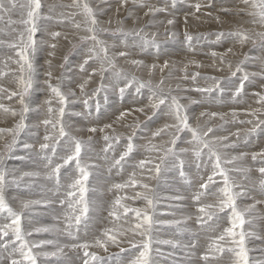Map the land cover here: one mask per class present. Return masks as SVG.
Masks as SVG:
<instances>
[{"label":"rangeland","instance_id":"1","mask_svg":"<svg viewBox=\"0 0 264 264\" xmlns=\"http://www.w3.org/2000/svg\"><path fill=\"white\" fill-rule=\"evenodd\" d=\"M16 2L18 5L26 4L27 0H16ZM85 2L93 9L99 27L107 29L98 33V39L108 48V55L115 57L117 68L135 75L140 80H151L153 84L163 81L165 93L171 90V95L176 96L185 106V114L189 117L191 127H198L201 133L206 132L209 127L212 128L213 132L208 136L212 140L228 137L227 141L217 146L222 158L229 159L228 154L231 151V154L234 153L237 157H240L241 153L245 154L226 167L229 169L231 179L241 174L239 171L235 173L232 169L243 167L245 171L249 170L247 174L245 173L243 182L247 188L246 195L255 201L244 205L237 200V207L239 210H244L250 205H255L245 213L243 226L245 251L247 264H264V198H261L263 191L260 187V180L264 177L258 172L260 167H264V162L259 156L255 161L252 160V153L264 152V123H260L264 121V100H261L264 96V40L258 35L264 33V23L261 22L259 15L250 14L259 12L260 0H254L257 7L252 6L253 0H248L247 3L245 0H136L135 3L133 0H126V3H122L121 0H75V4L74 0H41L43 7L40 10V18L36 21L38 30L35 36L39 47L31 57L35 69L34 87L26 97L30 111L24 115L26 127L16 136L7 130L15 129L20 121L21 105L18 97L9 99L11 91L20 90L17 83L20 75L17 63L19 57L16 55L19 49H14L10 45L20 43V33L25 32V26L20 21L27 19V8L17 7L4 14L3 19H0V83L6 82L8 86L0 95V105L16 112V115H12L11 112L5 113L0 108V121L7 120L10 123L0 125V130H4L0 131V156L3 157V170L7 175L4 195L10 206L20 211L22 202L26 201L24 196L28 195L30 190H22L21 183L15 175L30 177L31 181L34 178V187L38 191L48 186L46 189L48 202L39 205L40 196L32 195L31 201L39 203L23 210L21 227L30 246L42 240H52L54 245L63 247V253L58 257L45 258L43 255H37V264H84L83 249L64 246L84 242L94 245V242L100 238L107 241L106 232L117 235V242L107 241L106 251L92 250V248H100L97 246L88 249L97 254L99 264H130L139 256L141 250H144L145 242L149 243L150 264H206L207 259L213 264H235L236 252L239 250L233 238L224 233V229L229 228L224 226V216L228 210L223 213L217 212V216L207 222L210 227L197 223L198 217L202 215L197 211L200 204L217 203L214 187L215 185L219 189L223 187L222 178L219 176L213 178L215 184L209 185L211 195L199 187L201 183L207 181L208 176L212 175L214 158L210 160L206 150L199 159L192 154L193 146L190 143L192 137L187 130L181 132L178 138L173 135L174 128L166 129L160 136L152 135L166 124L175 123L169 106L165 104L160 110L154 111L150 107L149 90L145 88L137 92L135 85L126 89L121 97L119 88L111 87L114 82L112 71L105 73L107 78L102 81L98 59L89 61L85 65V71L80 70L79 64L88 54V48L93 46L91 41L87 45H81L79 40L80 36L89 35L85 31L87 25L82 8L76 6ZM4 3L8 6V0H4ZM197 4L200 5L199 10L196 8ZM149 8H160L164 11L152 13L149 12ZM168 20H173L174 23L169 25ZM76 24H80L81 27L77 29ZM121 27L124 30L143 29V33L149 37L152 33H156L157 45L141 46L140 42L131 36L125 39L116 32V29ZM237 31L250 38L241 42L237 36L230 35ZM51 32H60L61 36L53 40ZM185 33L193 37L190 43L185 40ZM219 33L224 35L218 40ZM52 43L56 44L54 50L48 46ZM73 45L76 47L74 48ZM229 49L231 52L228 51ZM49 51H53L54 55L49 57ZM120 51H126L127 56H117L116 53ZM213 52L217 55L213 56ZM64 56L68 57L67 62L64 61ZM132 59L143 61V64L133 66L129 62ZM46 60L52 62L51 82L60 83L62 91L68 98L63 117L67 130L84 145L80 159L81 164L89 171V179L85 182V186L89 185L91 191L99 188L96 191L99 190L101 195L98 201L91 203L88 201L89 206L95 205L92 208L93 212L97 211L95 227L86 235L74 233L75 240L63 232L35 231L41 226L64 228L66 204L61 206L59 201L66 199L67 185L79 175H74L76 170L74 163L62 168L60 187L57 189L56 185L52 186L49 183L51 180L55 181V178L48 179L42 173L43 168L47 172L50 171L45 167L47 161L43 159L44 153L39 148V144L44 142L43 137L51 134V126H47L46 129L41 123L48 116V105L43 103L52 95L44 84L45 72L49 70ZM165 62L168 63V67L161 71ZM153 65L156 67L153 68ZM237 67L240 69L238 72ZM93 69H97L95 74ZM232 72H236V75L232 76ZM197 73L199 75H196ZM245 74L248 75V80L244 81L241 93L234 95ZM56 77L60 78L59 81ZM212 77H215L216 81L210 79ZM85 81L87 83L82 94L79 84ZM125 82L121 77L119 87H123ZM216 82L219 83V88H214L211 93L196 91L197 88L212 87ZM101 83L104 84V88L96 96H92ZM73 92L75 95L71 94ZM89 96L92 98L89 100V107L85 108L83 100L88 99ZM97 101L100 105L99 111L96 108ZM38 107L39 111H37ZM51 107L54 110L60 107L54 98ZM121 112H124L125 116L117 119ZM201 113L205 115L201 116ZM212 113L217 115L213 116ZM105 125L111 127L104 128ZM89 128H96L97 131L92 134L88 131ZM101 128H104L103 132L99 131ZM75 130H79L81 135L78 136ZM133 134H135L133 152L116 165L115 160L119 159L126 150L127 137ZM105 135L113 139L105 141ZM115 137H119V142ZM173 139H176L174 147L178 158L169 156L161 164L160 157L164 156L166 148L173 147L170 144ZM109 143L112 148L105 152L104 149ZM224 143H227L228 147H223ZM25 144L32 147L26 149ZM10 145H12L11 151H9ZM153 145L156 146V150H152ZM184 148L189 152L181 153L180 149ZM47 154L52 155L50 150ZM66 154L63 144L58 145L56 162H61L60 157ZM187 154L189 156H186ZM245 156L249 157V162L244 160ZM30 157L35 161L34 166L28 164ZM142 160L146 162L143 167L140 166ZM180 160H183V170H185L182 182L175 190L168 191L166 179L171 170L176 175L180 173ZM156 165H160L159 174L155 171ZM241 171L243 172L242 169ZM26 172L37 175L24 176ZM131 179L137 181L135 186L130 184ZM122 180L125 182L124 194L122 188L115 187L117 184L124 185ZM243 182H239V185ZM143 184H147L148 188L141 187ZM89 186L86 187V200L90 198ZM112 189L119 192L121 203L129 208L142 210L141 219L138 220L134 213L125 215L122 209L119 210V219L109 216V211L112 210L117 199L108 197L107 193H113ZM137 193L140 195L137 196ZM145 196L152 199L151 206ZM196 196H199V201L194 199ZM257 201L261 203H256ZM144 214L150 218L154 216L150 225L144 224L142 228L135 229L136 224L142 223ZM0 215L7 216V213ZM111 218L114 220L108 223ZM83 220L79 227L90 221L89 214L84 222ZM170 221L181 223L179 225L168 223ZM118 222L128 225L132 232V235L128 233V236L132 238L124 239L126 232L118 238L119 230L111 228L112 224ZM144 229L148 231L141 235ZM240 230L234 229L236 232ZM221 234L225 235V240L219 243L222 252L210 248L213 238ZM238 239L237 236L236 240ZM8 240L9 238L0 243H7ZM54 245L33 248V254L42 253L45 249L48 252L55 251ZM18 246L17 242L16 247ZM3 252L0 249V264H3V261L10 263V255L11 258H20L18 253L15 255L12 253L11 246L4 253L5 255Z\"/></svg>","mask_w":264,"mask_h":264},{"label":"snow or ice","instance_id":"2","mask_svg":"<svg viewBox=\"0 0 264 264\" xmlns=\"http://www.w3.org/2000/svg\"><path fill=\"white\" fill-rule=\"evenodd\" d=\"M122 3H126V0H121ZM136 0H133V3H135ZM247 3L248 0H245ZM75 4V0H74ZM77 7L82 8V13L85 17V23L86 28L85 31L89 33V35L86 36H80L79 40L81 45H87L89 41L92 42V47L88 48V54L86 55L85 59L82 63L79 64V68L81 71H85V65L89 63L91 60H100V68L99 73L103 79H106L105 73L108 71H112L114 74V82L111 84V87L113 89L119 88V94L121 97H123L126 89L132 87L133 85L136 86L137 92H139L141 89H148L151 95L149 96V102L150 107L155 110H160L162 105L167 104L170 109V114L173 115L175 123L168 125L166 124L164 128L157 129L155 132L152 133L153 137L160 136L166 129L174 128L175 132L173 135L178 138L179 134L185 130L191 133V141L190 143L193 146V155L199 159L202 155L206 154L209 156V159L212 160L214 158V164H213V172L212 175L208 176V179L206 182H203L199 185L201 189H204L205 192H207L209 195L212 193L209 190L210 184H215L214 177L219 176L222 178L223 187L219 189V196H217V203L215 204H200L197 211L198 213L202 214L198 217L197 223L201 224L202 226H208V221H212L214 217L217 216V212L223 213L225 210H229L231 215L229 216V223L231 224V227L224 229V233L227 234V236L233 238V242L238 245V251L236 252V261L235 264H247V257H246V251H245V233L243 231V226L245 224V213L249 212L251 209L255 207V205H250L248 208L244 210H239L237 207V196L239 193L234 192L235 181L231 179L229 176V169L226 167V165L233 164L234 161L240 159L242 156H244V153H241L240 157L232 156L231 159L222 158L217 150V146L224 141L228 140V137H219L216 140L209 139V133L213 132L212 128H208L206 132L201 133L200 129L198 127H191L189 123V117L185 114V106L181 104L178 101V98L174 95H171V90L166 94L163 88V81L157 84H153L151 80L149 81H143L138 79L135 75L128 73L124 71L123 69L117 68L115 57L108 55V48L103 45V42L98 39V33L100 31H107V29H103L99 27V22L95 18L93 9L89 6L88 3H83L82 5H76ZM253 7H257L256 3L253 0ZM17 7L20 8H27V19H23L20 21L21 24L25 26V32L20 33V43L19 45L16 43H13L10 45V47L19 50L17 51L16 55L19 57V60L17 63L19 64V78H18V85L20 86L19 91H11L9 99L11 97H18L19 104L21 105V113H20V121L18 124H16L15 129H8L7 131L13 132V135L16 136L19 134V132L26 127L24 122V115L30 111V107L28 102L26 101V97L30 94L31 90H33L34 87V65L32 62V55L37 51L39 45L35 39L36 33H37V25L36 21L40 18V10L42 9L43 5L41 3V0H27L26 4H17L16 0H8V6L5 5L4 0H0V19H3L4 14L8 13L10 10L15 9ZM200 5L197 4L196 8L199 10ZM259 12L258 13H250L252 15H259L260 20L262 23H264V0H260L259 3ZM164 11V9L160 8H149V12H160ZM146 15L148 13H145ZM49 19L51 17H48ZM167 23L169 25L173 24V20H168ZM75 27L79 29L81 27L80 24H76ZM116 32L120 33L125 39L129 36L133 37L135 40L139 41L141 46H148V45H157L156 40V33H152L151 37L149 35L143 33V29L140 30H124L122 27L117 28ZM25 33H26V39H25ZM51 38L55 40L56 38L61 36L60 32H51L50 33ZM224 33H219L217 35V39L219 40L221 36H223ZM230 35L237 36L241 42L249 39L247 35L237 31L234 33H230ZM262 40H264V33L258 34ZM67 38V37H65ZM185 40L187 42H191L193 40V37L191 35H188L185 33ZM49 48L55 49L56 44L52 43L48 45ZM75 48L76 45H73ZM231 52V49L228 50ZM103 54V55H101ZM54 55L53 51H49L48 56L51 57ZM119 57H126L127 52L126 51H120L116 53ZM213 56L217 55L215 52L212 53ZM64 61L67 62L68 57L64 56ZM48 66L49 70L45 72V80L44 84L47 87V90L52 94L51 97L44 101L45 105H48L47 107V113L48 117L43 119L41 123L46 127L51 126V134H46L43 137L44 142L39 144V148L43 155V159L47 161L45 167L50 169V171L47 172L46 176L48 179L55 178L57 189L60 187V177H61V169L65 168L66 166H69L70 164H75V169L78 172V177L74 179V181L67 185V191H66V199H62L59 201L61 206H64L66 204V210L64 213V219H65V226L63 229L59 227H43V228H36V232H56V233H65L68 237L72 238L73 240L76 239V236L74 235L73 229L76 231L79 230V225L81 224L83 219H86L87 214L90 210L89 202L85 199V193L87 191L85 182L89 178V171L86 166L81 164V152L83 142L79 139H77L75 136H73L68 130L67 127L63 121V117L65 115V105L68 103V98L66 97L65 93L62 91V87L60 83L53 84L51 81L53 80V73L50 70L52 66L51 60L45 61ZM133 66H140L143 64V61L132 59L129 61ZM107 65V67H105ZM61 67L63 68L64 65L62 64ZM153 68L156 67V65L152 66ZM168 67V63L165 62V64L161 67V71L164 70V68ZM237 72L240 71L239 67H237ZM97 72V69H93V74ZM196 75H199L198 73ZM236 72H232V76H235ZM123 77V79L126 81L124 83L123 87H119V81L120 78ZM248 75L245 74L240 82V87H237L235 90L234 95H239L244 87V81L248 80ZM56 79L59 81V77H56ZM195 79V76L193 77ZM213 81H216L215 77L210 78ZM84 83L79 84V88L81 90V93H84L85 90V84ZM104 88V84L101 83V86L92 93V96H96L102 89ZM214 88H219V83L216 82L213 84L212 87L207 88H197L196 91H199L201 93H211ZM0 91H6L3 88H0ZM72 95H75V93H71ZM92 96H89L88 99L83 100V104L85 108L89 107V100L92 98ZM56 99L60 107L56 110H54L51 107L52 99ZM261 100H264V96L261 97ZM0 108L3 109L5 113L11 112L12 115H16V112L14 110L4 108L3 105H0ZM97 111H99L100 105L97 101L96 103ZM37 111H39V107L37 108ZM139 111H143V109H139ZM58 113V115H57ZM201 116H204L205 113H201ZM213 116L217 115L216 113H212ZM252 115H255V113H252ZM125 116L124 112L120 113V117L117 119H121ZM250 122V121H249ZM260 123H264V121H260ZM111 125H105L104 128H110ZM104 128L99 129V131L103 132ZM4 131V130H0ZM89 132H96V128H89ZM134 135L127 137V147L126 150L123 151V153L120 155L119 159L115 160V164L119 165L121 161H123L125 158H127L130 153L133 152L134 149ZM91 137H89V140ZM113 137L104 136L105 141L112 140ZM116 141L119 142V137H115ZM15 144V139L13 140V145ZM63 144L66 155L60 157L61 162H56L55 156L57 153V147L58 145ZM170 144L173 145V147H168L164 150V156L160 157L161 164L165 162V160L169 157H177V153L175 151V145H176V139H173L170 141ZM223 147H228L227 143H224L222 145ZM12 145L9 146V151H11ZM24 147L26 149L31 148V145L25 144ZM112 148L111 143L108 144V146L104 149L105 152H107L109 149ZM48 150L51 151L52 155L49 156L47 154ZM152 150H156V146H152ZM189 150L187 148L180 149L181 153H187ZM260 157L261 161L264 162V152L260 153H252V160L255 161L257 157ZM145 161L140 162V166L143 167ZM183 160H180V175L183 176ZM160 165H156L155 171L157 174L160 172ZM236 171H241V169H235ZM258 172L260 173L261 177H264V167H260L258 169ZM24 176H32L37 175V173H24ZM7 183V175L5 171L3 170V157L0 156V213H7L6 219L9 220V223H5L3 225H0V241H3V238L8 237L9 240L7 243H0V249H2L4 252H7L9 250V247L12 248V253H18L19 259L11 258V255L9 257L10 264H37V255H43L45 257H58L63 253V247L56 244L54 245V241L52 240H42L38 244H32L31 246L25 239V234L22 231L21 227V220H22V214L24 209H29L31 205L39 203L38 201H25L22 202L21 210L17 211L14 210L10 204L6 201L4 190ZM137 181L135 179L130 180V184L132 186H135ZM117 189H120L122 187H125V185L117 184L115 185ZM141 187L147 189L148 185L143 184ZM260 187L262 191H264V179L260 180ZM140 193H137V196H139ZM146 200H148L149 206L152 205V199H149L147 196L144 197ZM121 197H117L115 200V204L111 211H109V216H112L116 219H119V210L122 209L123 213L125 215L129 213H134L135 217L139 220L141 219L142 210L141 209H135V208H129L127 205L121 203ZM176 199H180V197H176ZM195 200L199 201V196L194 197ZM256 203H261V201H257ZM206 218V219H205ZM151 218L144 214L142 218L141 224H136L135 229H140L144 224L150 225ZM168 223H174L179 225L180 221H170ZM234 229H241L239 232L234 231ZM110 231V230H109ZM148 229H144V232H141V235H144ZM11 233V236L9 235ZM122 234V233H121ZM107 235V241H111L112 243L117 242V235H110L108 232L105 233ZM239 237L238 240H236V237ZM225 240V235L221 234L219 236H216L213 238V241L210 245V248H214L216 251H223L222 248L219 247V243ZM107 241L103 240H96L93 244H89L88 242L84 243H71L70 245H65L64 247H71L72 249H83L84 250V264H91V262H95V264H99V257L95 252H90L88 249L93 246H97L100 248H104L105 251L107 250ZM19 244L18 247H16V244ZM43 245H54L55 251H44L42 253L33 254L32 249L33 248H39ZM143 251L140 252L139 256L132 260L130 264H150L149 257H148V250H149V243L145 242L143 244ZM229 251H232L229 249ZM90 258V259H89ZM206 259V257H202Z\"/></svg>","mask_w":264,"mask_h":264},{"label":"bare ground","instance_id":"3","mask_svg":"<svg viewBox=\"0 0 264 264\" xmlns=\"http://www.w3.org/2000/svg\"><path fill=\"white\" fill-rule=\"evenodd\" d=\"M3 67V66H2ZM6 68V67H5ZM4 77V76H3ZM1 80V79H0ZM6 86H8V84L6 83V82H3L2 81V83H0V88H3V89H5V87ZM42 90V89H41ZM44 91V90H43ZM2 92L3 91H0V95L2 94ZM5 93V92H4ZM6 97V96H5ZM2 98H3V95H2ZM252 102V101H251ZM9 103V102H8ZM249 103V102H248ZM43 105H44V103H43ZM244 108V107H243ZM250 109V108H249ZM1 113V112H0ZM42 113V112H41ZM3 115V114H2ZM5 115V114H4ZM45 116H47L46 114H44ZM8 116V115H7ZM48 117V116H47ZM1 118V117H0ZM14 118V117H13ZM4 123H9L7 120H4V121H0V125H2V124H4ZM10 124V123H9ZM220 131V130H219ZM75 132H77V134H78V136L79 135H81V132L79 131V130H75ZM74 132V133H75ZM92 134L94 133V132H91ZM89 144V143H88ZM86 146V145H85ZM90 146H91V144H90ZM92 146H94V147H96L95 145H93L92 144ZM88 147H89V145H88ZM91 149V148H90ZM87 152H89V151H87ZM189 152V151H188ZM231 153H232V151H231ZM230 152H229V154H228V158L229 159H231V157L232 156H236V154H231ZM184 154V153H183ZM85 156V155H84ZM186 156H189V154H187ZM87 157V156H86ZM85 157V158H86ZM184 157V156H183ZM245 161L246 160H248L247 162H249L250 160H249V157L247 156H245V159H244ZM244 160H242V161H244ZM34 160L30 157V159H29V162H28V164L30 165V166H34ZM28 167V166H27ZM233 167V166H232ZM240 167V166H239ZM211 169V168H210ZM238 169V168H237ZM241 169L243 170V172L242 171H239V172H241V174H238V176H233L234 178H232L233 179V181H235V187H234V192H236V193H239V195H238V197H237V200L238 201H240L242 204H244V205H249V204H251L252 202H254L255 201V199H250V197H249V195H246V193H247V188L245 187L246 185H245V183L243 182V178H244V175H245V173L247 174V172L249 171V170H247L246 169V171L243 169V167H241ZM254 169V168H253ZM232 170H234V172L236 171L235 169H232ZM255 170V169H254ZM177 171V170H176ZM184 171V174H185V170H183ZM210 171V170H209ZM256 171V170H255ZM233 172V173H234ZM253 172V171H252ZM42 173L46 176V174H47V170L45 169V168H43L42 169ZM231 174H232V172H230ZM236 173V172H235ZM251 173V172H250ZM255 173V172H254ZM173 174V175H172ZM251 174H253V173H251ZM74 175H78V172L75 170V173H74ZM179 175V176H178ZM178 175H176L175 173H172V170L170 171V173H169V175H168V177H167V179H166V187L168 188H166L168 191H173V190H175L179 185H180V183L182 182V179H183V176H181L180 175V173L178 174ZM15 178L17 179V180H19V182L21 183V189L22 190H30V193L28 194V195H26V196H24V197H26V201H30V200H32L33 198V196L32 195H35V196H40V200H39V205H42V204H45V203H47L48 202V197H47V194H46V189L48 188V186H45L44 187V189L43 190H41V191H38V190H36L35 189V187H34V178L32 179V181H31V178L30 177H22V176H19V174H17V175H15ZM19 178V179H18ZM74 179H76V178H74ZM89 179V178H88ZM95 179V178H94ZM74 181V180H73ZM91 182V181H90ZM122 182L124 183V185H125V182H124V180H122ZM239 182H243V184L242 185H239ZM52 186H55L56 185V182L54 181V180H51L50 182H49ZM92 184H93V181H92ZM91 184V185H92ZM19 186V185H18ZM87 186H89V185H87ZM86 186V187H87ZM93 186V185H92ZM96 186V185H95ZM94 186V187H95ZM221 186V185H220ZM153 187V186H152ZM219 187V186H218ZM89 188H90V186L88 187V190H89ZM93 187H91V189H92ZM32 189V190H31ZM95 189V188H94ZM97 189H99V188H97ZM97 189H95V191H91V190H89L90 192H89V200L87 199V201H90V203L91 202H93V201H95V200H99V198H100V191L98 190V191H96ZM214 192H215V195H216V197L217 196H219V188H217L216 187V185H215V187H214V190H213ZM98 192H99V194H98ZM112 192L113 193H110V192H108L107 194H108V197H112L113 198V200L114 199H116L118 196H119V192L117 191V190H114V189H112ZM126 192V190H125V187H122V193L124 194ZM88 193V192H87ZM18 194H19V192H18ZM20 195V194H19ZM100 195V196H99ZM87 196V197H88ZM86 197V198H87ZM107 197V198H108ZM31 198V199H30ZM129 198V197H128ZM261 198H264V191L262 192V197ZM30 199V200H29ZM109 199V198H108ZM102 200V199H101ZM89 203V204H90ZM94 203H97V202H94ZM38 204V203H37ZM34 205V204H33ZM94 205V204H93ZM96 205H98V204H96ZM36 206V205H35ZM37 207H38V205H37ZM90 207H91V205H90ZM95 207V205L93 206V207H91L90 208V210H89V212H88V214H89V216H90V221L86 224V225H83L82 227H79V230L78 231H76L75 229L73 230L74 231V233L75 234H79V235H86L90 230H92L94 227H95V225H96V219H97V211H96V213H94L93 212V209L92 208H94ZM98 207V206H97ZM97 207H96V209H97ZM33 208V207H32ZM36 208V207H35ZM27 213V212H26ZM29 215V214H28ZM231 215V213H230V211L228 210L227 211V213L225 214V216H224V226H228V227H230L231 226V224L229 223V216ZM152 217V216H151ZM154 218V216L151 218V221H152V219ZM85 220V219H84ZM84 220H83V222H84ZM112 220H114L113 218H111V219H109L108 220V223L109 222H112ZM10 221L9 220H7L6 219V215H0V225H3V224H5V223H9ZM43 227H47V226H41L40 228H43ZM111 228L112 229H114V230H119V232H118V238L119 237H121L122 236V234H124L125 232V237H124V239L126 238V240H128L129 238H132V236H128V233H130L131 235H132V232H130V230H129V227H128V225H124V224H122L121 222H118V223H114V224H112L111 225ZM133 230H135L134 228H133ZM39 233H42V232H39ZM122 233V234H121ZM10 235V234H9ZM11 236V235H10ZM127 237H128V239H127ZM7 238L8 237H5V238H3V240H7ZM102 238H100V240H101ZM104 240V239H103ZM152 240H153V238H152ZM113 245H115V244H113ZM113 245H111V246H113ZM12 249V248H11ZM49 249V248H48ZM90 249V248H89ZM46 250V249H45ZM45 250H42V252L43 251H45ZM92 250H96V251H101V250H104V248H92ZM40 251H41V248H40ZM142 251V250H141ZM216 251V250H215ZM2 252V251H1ZM5 252H3V254H4ZM5 255V254H4ZM15 255V254H14ZM12 257V256H11ZM46 258V257H45ZM48 259V258H47ZM46 261V260H45ZM10 262V261H9ZM49 263V262H48ZM108 263H110V259H108ZM3 264H10V263H7L6 261H3ZM206 264H213V262L212 261H210L209 259H207L206 260Z\"/></svg>","mask_w":264,"mask_h":264}]
</instances>
